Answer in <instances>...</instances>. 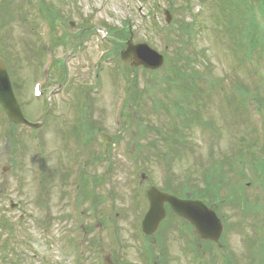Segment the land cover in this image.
<instances>
[{
    "label": "rangeland",
    "instance_id": "rangeland-1",
    "mask_svg": "<svg viewBox=\"0 0 264 264\" xmlns=\"http://www.w3.org/2000/svg\"><path fill=\"white\" fill-rule=\"evenodd\" d=\"M257 33L264 0H0V57L42 124L0 105V264H264ZM130 38L163 65L121 60ZM151 186L212 206L220 243L167 208L146 250Z\"/></svg>",
    "mask_w": 264,
    "mask_h": 264
},
{
    "label": "water",
    "instance_id": "water-1",
    "mask_svg": "<svg viewBox=\"0 0 264 264\" xmlns=\"http://www.w3.org/2000/svg\"><path fill=\"white\" fill-rule=\"evenodd\" d=\"M169 14V13H168ZM170 19V14H169ZM126 61H133V65H143L149 69H158L164 63V56L147 43L134 44L131 38L127 41V48L122 52ZM0 103L9 121L15 124H29L18 104L12 81L6 63L0 58ZM150 209L144 220V231L152 235L166 217L165 203L179 216L187 219L196 228L204 240L219 242L224 226L215 211L207 207L201 200L180 199L152 187L147 192Z\"/></svg>",
    "mask_w": 264,
    "mask_h": 264
},
{
    "label": "trees",
    "instance_id": "trees-1",
    "mask_svg": "<svg viewBox=\"0 0 264 264\" xmlns=\"http://www.w3.org/2000/svg\"><path fill=\"white\" fill-rule=\"evenodd\" d=\"M256 23V22H255ZM252 30H253V28H252ZM256 31V30H255ZM256 38L258 39V41L260 40V41H262V43L264 44V38L262 37V35H260V37H259V33H257L256 34ZM263 44H260V45H263ZM204 199V198H203Z\"/></svg>",
    "mask_w": 264,
    "mask_h": 264
}]
</instances>
